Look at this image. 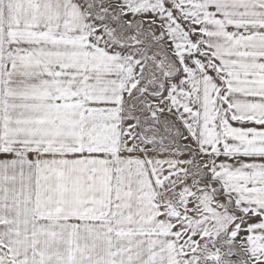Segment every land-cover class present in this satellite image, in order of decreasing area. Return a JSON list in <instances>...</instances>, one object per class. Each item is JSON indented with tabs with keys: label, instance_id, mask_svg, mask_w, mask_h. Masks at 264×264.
I'll return each instance as SVG.
<instances>
[{
	"label": "snow or ice",
	"instance_id": "6c2138e0",
	"mask_svg": "<svg viewBox=\"0 0 264 264\" xmlns=\"http://www.w3.org/2000/svg\"><path fill=\"white\" fill-rule=\"evenodd\" d=\"M0 264H264V0H0Z\"/></svg>",
	"mask_w": 264,
	"mask_h": 264
}]
</instances>
